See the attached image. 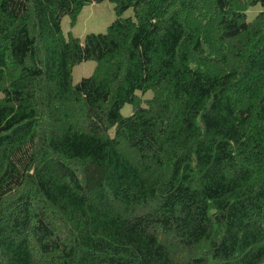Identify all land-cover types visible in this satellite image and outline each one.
<instances>
[{"label": "trees", "instance_id": "1", "mask_svg": "<svg viewBox=\"0 0 264 264\" xmlns=\"http://www.w3.org/2000/svg\"><path fill=\"white\" fill-rule=\"evenodd\" d=\"M258 5L0 0V264H264Z\"/></svg>", "mask_w": 264, "mask_h": 264}, {"label": "rangeland", "instance_id": "2", "mask_svg": "<svg viewBox=\"0 0 264 264\" xmlns=\"http://www.w3.org/2000/svg\"><path fill=\"white\" fill-rule=\"evenodd\" d=\"M264 9L258 5L248 11V20H253ZM124 18L134 17L133 9H129L123 15ZM117 19L115 12V4L110 1H104L102 3L92 4L85 6L78 14L77 19L73 22L70 16H66L62 21L63 33L66 37L72 33L74 36L81 40L88 34L106 33L108 27ZM95 61H88L79 64L73 71L74 84L79 83L83 78H87L93 75L96 69ZM145 98H151L153 96L152 91L145 93ZM1 97V95H0ZM133 113V106L127 104L122 109V115L125 117L131 116ZM110 133L113 135L115 130L112 129Z\"/></svg>", "mask_w": 264, "mask_h": 264}]
</instances>
